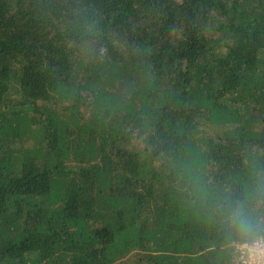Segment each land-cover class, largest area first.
<instances>
[{"label":"trees","instance_id":"trees-1","mask_svg":"<svg viewBox=\"0 0 264 264\" xmlns=\"http://www.w3.org/2000/svg\"><path fill=\"white\" fill-rule=\"evenodd\" d=\"M259 181L264 0H0V264H236Z\"/></svg>","mask_w":264,"mask_h":264},{"label":"clouds","instance_id":"clouds-1","mask_svg":"<svg viewBox=\"0 0 264 264\" xmlns=\"http://www.w3.org/2000/svg\"><path fill=\"white\" fill-rule=\"evenodd\" d=\"M213 211L236 264H264V181L251 185L242 196L224 195Z\"/></svg>","mask_w":264,"mask_h":264}]
</instances>
